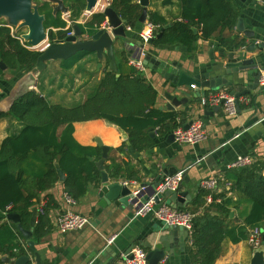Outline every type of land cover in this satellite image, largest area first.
Listing matches in <instances>:
<instances>
[{"label": "crops", "instance_id": "0c3cea01", "mask_svg": "<svg viewBox=\"0 0 264 264\" xmlns=\"http://www.w3.org/2000/svg\"><path fill=\"white\" fill-rule=\"evenodd\" d=\"M238 2L241 6L240 17L243 18L245 28L254 32L253 36H246L235 26L234 29H226L209 39L199 38L193 51H190L189 47L184 44L156 45L154 43H144L147 44L148 49H154L151 62L156 67L159 65L158 61H175L181 63L182 70L190 74L207 73L210 74V77L225 75L226 79L234 83L233 86L226 85L199 97L195 92L197 87L193 88L185 85L175 88L173 83L165 78L163 72L159 71V68L156 69L144 64V70H137L138 74L146 77L157 90L156 107L164 112L173 111L187 114L185 124L196 119L203 120L207 129L205 139L195 144H188L177 142L175 138L169 137L176 127H184L185 124L177 125L164 134L159 133L157 128H150L148 131L150 134L151 132L154 134L155 145L137 151L129 145L128 133L104 118L74 123L73 136L79 144L100 147L97 144V140H100L109 147L106 165L115 161L124 168L132 167L137 171L138 179H130V181L152 184L158 176L162 175V179L164 176L192 164L181 185V191H188L191 198L185 206L177 207L180 209L186 210L191 205L200 189L203 188L204 181L208 179H216L217 184L213 189L216 194L219 195L228 191L232 182L227 180V171L236 168L230 165L239 156H250L252 163L257 158H264V88L260 86L259 81L257 88L251 89L248 94L239 97L240 110H237L233 115L226 113L222 106L205 104L203 101L211 92L223 89H227L234 95L233 89L237 92L242 91L248 82L253 81V76H250L248 82L237 84L236 74H226L217 69L220 65L234 61L229 58L231 52H234L236 56L238 55L240 57L238 59L256 58L260 67H264V59L263 61L258 60V55L264 54V0H259L256 3L253 0L245 2L238 0ZM148 10L159 12L169 22L181 19V3L179 0H174L170 5H163L162 0H150ZM62 17L69 25L67 18H72L70 11L62 13ZM106 20L107 17L103 22ZM149 21L147 15L145 22H139L134 27L126 24L127 37L131 40V43L141 41V32L146 28ZM74 25H72L73 29ZM159 31L158 28L156 34ZM221 35L224 37L238 35L240 39H245L246 45L238 48H228L221 44ZM83 37L89 38L90 36L86 32ZM123 40V38L118 40L115 45V52L118 64L120 62L121 68L127 70L128 67L132 66V60H136L140 55V59H142L144 55L141 52H129L133 46L132 44L126 45ZM253 43L255 45L254 49L248 51L247 47ZM128 53H130L129 56ZM96 58L95 53L90 54L79 60L70 69L62 68V60L58 59L56 63L50 65L49 73H45L49 66L47 62L46 69L38 76L34 85L26 83L23 89H35L42 92V96L46 97L50 103H52V99L55 101L53 104L60 103L58 102L59 99L64 97L69 99L77 97L80 103L93 93L97 82L104 75L106 64L109 63L107 58H104L103 66L98 69V59L96 61ZM56 65H59V68L56 67L53 72L52 68ZM262 69L260 68V71ZM3 70L4 74L0 76V111H7L14 102H12L11 96L19 81L31 71L25 68L12 70L7 65L6 69ZM32 72L36 73V70ZM167 92H172L179 98L188 97V102L176 107L175 110H165L164 106L169 102L165 96ZM216 107H220L219 110H215ZM21 128L22 123L14 118H0V147L7 136L19 131ZM62 128L60 127L59 133ZM124 143L127 145L124 146L122 151L116 149ZM63 173L64 180H61L59 176L58 181L42 192L39 201L31 207L32 214L37 210L38 217L40 215L38 208L41 203H46V210L48 200L52 198V205L46 210V215L52 227L48 234L43 236L38 243H35L42 264H114V255H123L130 245H140L145 248L144 242H154L159 235L164 233L163 227L166 224L154 212L136 214L134 205L127 207H117L113 204L106 207L100 206L99 183L90 184L82 197L78 200L75 199V203L69 204L66 201L67 192L64 185L66 173ZM115 180L124 181L127 178L117 177ZM133 185L135 186V184ZM136 187L137 184L135 189ZM226 194L234 197V199L241 197L238 192H227ZM242 200L239 209H233L231 218L241 219L243 213L249 210V202L245 199ZM68 209L88 216L89 223L81 229L61 233L57 221L59 216ZM5 220L10 221L6 218ZM240 221L242 219L236 221L235 224ZM191 244L189 234L185 240V249L173 257L170 264H195L190 252ZM24 245L27 250L26 254H29L32 259L29 264H36L35 255L29 249L26 240H24ZM253 256L254 247L247 239L238 243L225 239L216 264H249ZM116 264H128V259L121 257ZM159 264H163V261Z\"/></svg>", "mask_w": 264, "mask_h": 264}, {"label": "trees", "instance_id": "16d2710c", "mask_svg": "<svg viewBox=\"0 0 264 264\" xmlns=\"http://www.w3.org/2000/svg\"><path fill=\"white\" fill-rule=\"evenodd\" d=\"M64 1L70 7L73 19H78L86 8L85 0ZM179 1V20L169 22L159 12L148 10V19L159 25V29L169 24L154 44H184L193 51L199 38L209 39L226 29H234L241 14L238 0ZM173 2L162 0L163 5ZM110 6L126 20L128 26L134 27L139 23L143 7L138 0H111ZM39 11L46 16L44 24L49 29V41L65 37L67 22L62 13L53 14L50 1L39 4ZM105 18L104 13L95 12L80 26L84 33L91 36ZM52 28L57 30L54 32ZM193 28H197L198 33ZM21 33L22 30L12 32L8 22L0 23V61L12 70L25 68L34 71L41 51L22 41L19 38ZM220 42L228 48L246 45L245 39H240L238 35H221ZM90 54L93 53L79 51L62 60L61 66L70 69ZM118 66L119 76L116 72L105 70L93 93L74 106L50 103L42 92L31 89L15 99L7 111H0V118L10 117L22 123L19 131L7 136L1 143L0 211L18 213L22 225L30 229L31 207L39 201L42 192L58 181L59 169L66 173V192L76 200L86 193L90 184L100 182L101 172L95 161L101 156V148L79 144L73 136L75 122L104 118L126 131L129 145L137 151L155 145V137L148 131L150 128H157L159 133L164 134L187 122L185 113L164 112L156 107L157 90L133 66L127 70L121 68L120 62ZM3 74L0 66V76ZM60 127L63 128L59 133ZM125 145L116 149L122 151ZM106 168L113 178L138 179L136 170L124 168L115 161L107 164ZM226 177L232 182L228 191L218 195L215 191L201 188L186 209L194 214L190 252L195 264H216L225 239L238 243L248 238L250 228L258 226L263 230L264 158H257L250 165L229 169ZM227 192H238L241 197L234 199ZM210 193L213 201L207 203L206 196ZM242 199L249 202L250 208L243 213L242 221L235 224L241 219L231 218V213L233 209H239ZM51 205L52 198L48 200V207ZM46 214L37 217L32 229L35 243L52 227ZM24 240L16 224L0 216V264H9L3 261V256L12 259L26 254Z\"/></svg>", "mask_w": 264, "mask_h": 264}, {"label": "water", "instance_id": "95a60500", "mask_svg": "<svg viewBox=\"0 0 264 264\" xmlns=\"http://www.w3.org/2000/svg\"><path fill=\"white\" fill-rule=\"evenodd\" d=\"M86 10L93 11L97 5L98 0H85ZM245 2L247 0H241ZM259 0H253L257 2ZM261 1V0H260ZM53 5V14L58 12L68 13L70 7L65 3L64 0H52L50 1ZM142 5L143 10L139 18V22H145L147 19L148 6L150 0H139ZM107 17L109 22V28H99L94 34L89 38H84V31L79 23L74 25L75 33L70 36L63 38H57L52 42H47L49 37V29L45 27L46 16L39 11V4H35L34 0H0V19L6 18L8 24L13 26L16 31L24 30L21 36L32 48L40 47V56L37 59L35 70L36 73L32 71L29 72L23 79H21L17 85L16 90L13 92L11 98L12 102L26 93L31 89H23V87L28 83V85H34L38 76L46 69L47 62L53 60H66L79 51H90L96 54L98 59V69L103 66V59L107 58L109 63L106 68L108 72H116L119 76L118 62L116 59L115 45L120 38H123V43L126 45L132 44V49L129 52H141L144 57L142 62L149 67H153L163 72L166 79L170 80L175 88L182 86H192L195 85V92L197 96H205L208 92L221 88L224 86H233L234 83L226 79L225 75H219L210 77L207 73H195L190 74L189 72L182 70V64L175 61H158L159 65L156 67L152 62V54L154 52L153 48H147V44H153L155 38L162 36L165 28L169 26L166 25L160 29L154 38L149 39L147 44L141 41H135L131 43V40L127 37V27L126 20L120 17V15L112 8L110 5L101 11ZM95 13V11L93 12ZM236 28L243 32L246 36H253L254 32L245 28L243 18H239ZM194 32L197 33V29L193 28ZM55 32V31H54ZM255 45L250 44L247 47L248 51H252ZM130 53H128V56ZM141 57V55H140ZM137 58V59H140ZM229 58L234 61H230L226 64L218 66V70L223 71L226 74H236L237 84H244L248 82V78L253 76V81L246 84L245 89L242 91H234L233 93L236 97L237 110L239 107V97L248 94L251 89L258 87V76L260 74L259 62L256 58L249 59H238L240 58L234 52L229 54ZM264 54L258 55V60L263 61ZM155 60V59H154ZM0 66L2 69H6V64L0 61ZM250 70H253L250 72ZM168 99V103L164 106L165 110H175L176 107L184 105L188 102V97L179 98L172 92H167L165 94ZM224 101V100H223ZM220 107H216L215 110H219ZM191 121L185 124L187 129ZM151 135L154 134L151 132ZM170 138L174 139V135L170 134ZM97 144L101 147V156L95 161L97 168L101 172L98 197L100 198L99 205L106 207L107 205H115L117 207H127L129 205H134L139 197L142 201L147 199L156 193V188L160 181L162 180V175L158 176L154 183H141V185H147V190L141 191L136 196L134 194L135 186L133 184H124L120 180H115L110 175V172L106 169V160L109 154V147L104 145L100 140H97ZM91 159L94 157L90 156ZM59 176L61 180H64V173L59 169ZM144 194V195H143ZM190 194L188 191H171L166 190L164 193H158L155 196L157 203L162 200H168L170 204L174 207H183L188 204L190 200ZM233 212L231 213V216ZM0 216L13 221L16 224L17 229L24 236L29 249L35 255L36 264H42L40 253L35 247V241L32 239L33 227L36 225L37 210L32 214L30 221V229L25 228L21 223V217L18 213H4L0 211ZM166 227V228H165ZM164 233L158 236L154 241H146L143 243L147 250V260L150 264H159L163 261V264H170L173 257L177 256L181 250L185 249V240L189 235V231L185 226L181 225H165L163 227ZM134 245H130L128 249L123 253V255H114V264L122 257L124 259L130 258L131 250ZM176 247V249H174ZM31 256L29 254L19 256L15 260H11L10 257L4 256L3 261L9 264H29L31 261ZM249 264H264V234L262 244L254 248V256Z\"/></svg>", "mask_w": 264, "mask_h": 264}, {"label": "built area", "instance_id": "2783aa9c", "mask_svg": "<svg viewBox=\"0 0 264 264\" xmlns=\"http://www.w3.org/2000/svg\"><path fill=\"white\" fill-rule=\"evenodd\" d=\"M111 0H98L97 5L93 11L84 10L80 18L73 19L67 18L69 25L64 28L66 31L65 37L73 35L74 29L72 25L79 23L83 24L86 20L93 14V12L103 11L107 6H109ZM8 26H10L8 24ZM12 32L15 31L13 26H10ZM101 28H109L108 19L103 22L100 26ZM159 25L149 21L146 25V28L141 32V41L143 43H147L149 39L155 36ZM53 30L55 28H52ZM130 29V27H128ZM19 38L24 41L23 37L20 35ZM132 66L139 71L145 69V65L142 62V59H134L131 61ZM259 84L262 88H264V69L260 71L258 76ZM191 87H195L192 85ZM224 100V101H223ZM204 103H208L210 105H219L222 106L226 113L229 115H233L237 112V105H236V97L232 95L227 89H223L220 91L211 92L206 99L203 100ZM174 138L177 142L180 143H188V144H195L197 142L202 141L207 137V129L206 125L203 120L196 119L192 120L189 127L186 129L183 126H178L173 130ZM252 163V158L250 156H239L230 166L231 167H241L250 165ZM192 165V164H191ZM191 165H186L176 172L172 174H168L162 178L160 183L156 188V193L152 196H149L147 199L142 201V196L138 198V200L134 203V207L136 209V214H144L147 212H154L155 215L162 220L166 225H181L185 226L190 234L192 233V219L194 214L191 211L180 209L177 207L172 206L166 200L160 199V202L157 203L155 200V196L158 193H164L166 190L171 191H180L181 185L184 181L187 171L191 168ZM124 184H137L136 190H134V194L137 196L139 192L146 191L147 185H141V183H136L135 181L124 180L122 181ZM217 184L216 179H208L204 181L203 188L213 191ZM144 195V194H143ZM66 201L69 204L75 203V199L68 193H66ZM207 203H211L213 201V195L210 193L206 196ZM46 203H41L40 207L38 208V213L40 215L45 214ZM87 223H89V217L72 211L70 209L63 212L57 221L58 229L61 233H66L71 230L81 229ZM263 234L264 231L256 226L249 229L248 233V242L254 247H259L263 242ZM192 242V239H191ZM131 257L128 258V264H150L147 260V250L140 245H134L131 250Z\"/></svg>", "mask_w": 264, "mask_h": 264}, {"label": "rangeland", "instance_id": "374dc122", "mask_svg": "<svg viewBox=\"0 0 264 264\" xmlns=\"http://www.w3.org/2000/svg\"><path fill=\"white\" fill-rule=\"evenodd\" d=\"M44 1H52V0H34V3L35 4H42ZM96 12H98L97 10H96ZM7 20H6V18H1L0 19V23H4V22H6ZM55 30H57V29H54V31ZM22 32H24V30H22ZM47 42H50L49 41V37H48V41ZM42 46V45H41ZM41 46L40 47H36V48H32V49H37V50H39L40 48H41ZM57 62V60H55V61H49L48 63H49V66H48V68L46 69V71H45V73H49V70L51 69L50 68V65H53V63H56ZM59 68V65H56L55 67H53L52 68V71L54 72V70H55V68ZM97 70V69H96ZM78 98L77 97H71L70 99L69 98H66V97H64V98H61V99H59V101L58 102H60L59 104H64L65 106H68V107H71V106H74V105H76V104H78L79 102H78ZM53 102H55L53 99H52V103ZM263 230H264V226H263Z\"/></svg>", "mask_w": 264, "mask_h": 264}]
</instances>
